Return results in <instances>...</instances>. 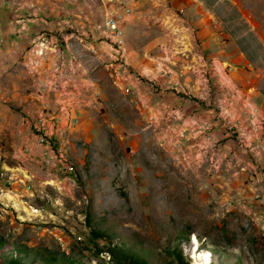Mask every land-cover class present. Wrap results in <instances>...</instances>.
<instances>
[{
  "label": "rangeland",
  "instance_id": "1",
  "mask_svg": "<svg viewBox=\"0 0 264 264\" xmlns=\"http://www.w3.org/2000/svg\"><path fill=\"white\" fill-rule=\"evenodd\" d=\"M22 1L15 0L18 20L36 19L20 13ZM46 3L58 16L46 17L39 32L15 27L29 32L27 46L14 63L2 59L3 69L18 71L34 94L31 122L41 114L59 116L60 126L67 112L83 118L63 135L37 139L47 148L29 156L30 178L0 187L1 264H16L14 256L22 264H264V0H137L123 22L141 27L130 38L135 51L158 40L151 55L163 74H201L203 63L216 61L226 75L202 96L217 107L226 135L216 140L202 127L195 144L173 146L135 124L121 76L108 52L100 55L94 26L103 0ZM0 46L6 50L3 36ZM133 51H126L131 77ZM83 81L96 87L79 89ZM92 95L97 106L89 109ZM247 97L245 121L235 125ZM11 140L0 138V163L22 165Z\"/></svg>",
  "mask_w": 264,
  "mask_h": 264
},
{
  "label": "crops",
  "instance_id": "2",
  "mask_svg": "<svg viewBox=\"0 0 264 264\" xmlns=\"http://www.w3.org/2000/svg\"><path fill=\"white\" fill-rule=\"evenodd\" d=\"M20 6V13H26L30 17L31 15H37L36 19L26 17V22L18 20L15 0H0V27L5 29L4 33L0 31V36L5 37L7 43L5 51L0 46V138L6 135L7 140L12 138L11 141H18L19 153H16V155L22 162V165H20L14 161L15 164L13 166L5 162L3 164L0 163V169L2 170L0 177H4V180L0 181V187L2 188L7 187L8 180L12 181L15 185V180H24L25 176L30 178L29 166H32L35 161L28 160L29 156L42 155L47 148L37 144V135H39V129L43 125L38 124V122H41L43 115H40L39 120L32 118L31 122L30 111L27 109L34 98V94L25 91L22 80L23 76L18 71H9V69L4 71L1 61L2 59H6L14 63V61L19 60L26 49L29 32L26 33L22 30L15 32V27L22 29L25 25L30 28V31L39 32L40 27L45 25L46 17H57L58 14L55 7L47 9L46 0H23ZM47 10L50 11L49 14ZM96 18L99 21L102 17L97 14ZM32 22H36L39 28H35ZM16 23H18L17 26L15 25ZM140 28L138 20L132 21L130 19L129 24L125 23L123 25L126 50L133 51L131 49H134V53L131 55V68L134 75L130 77L129 83L125 82L124 84L122 79H119L120 83L123 84L121 87L123 95L131 99L132 107L138 113L135 124L143 125L148 135H162L163 138H167L166 143L171 146L183 142H187L189 145L195 144L197 140L199 141L200 135H205L204 131L200 132L203 130L201 129L202 127L211 128V135L216 140L223 138V135H226V130L223 128L222 122L218 117L217 107H212L202 98L206 88L201 83V74L189 72L187 69L184 70L183 74L180 72L181 75L179 77L167 75L166 73L163 74L164 65L153 60L154 55H151V50L155 48L158 40L157 42H152L143 52L135 51L136 48L130 41L133 35L136 37L137 32H141ZM96 40L103 43L100 55L103 56L107 52L109 53V48L103 41V38L98 36ZM203 44L205 45V47L203 45V49L206 50L208 48L206 47L207 43L203 41ZM93 47L98 48L100 45H92ZM88 48H91V46H88ZM213 49L218 50L219 47L214 46ZM3 52H6V54ZM97 52L94 50V53ZM218 52L220 51L218 50ZM145 53L149 57H146L148 55H144ZM98 59L100 58L98 57ZM200 60L202 61V59ZM107 63H111V61L108 60ZM203 66L206 68V63H203ZM204 73H206V70ZM137 75H141L142 80L134 79ZM143 77H146V79ZM214 80L218 83L219 77L215 75L211 76L212 86L217 85L214 83ZM177 83H179V86L174 87ZM91 87L95 88L96 84L90 81H83L82 85L79 84V89L89 90ZM199 98H202L204 102ZM90 99L93 101L95 99V102L97 100L93 95L90 96ZM249 101L250 99L247 97V101H242L240 107L234 111L236 113L235 125L242 124L245 121L242 111L244 107L250 104ZM16 106L19 107V112L14 110ZM88 108L90 109V106ZM63 117L67 118L65 119L67 121L66 126H60V118L56 119V117H53L51 121H47L49 135H63V133L72 130L77 125L74 117H69L68 112L63 114ZM82 118L80 119L82 120ZM4 184L6 185L4 186Z\"/></svg>",
  "mask_w": 264,
  "mask_h": 264
},
{
  "label": "built area",
  "instance_id": "3",
  "mask_svg": "<svg viewBox=\"0 0 264 264\" xmlns=\"http://www.w3.org/2000/svg\"><path fill=\"white\" fill-rule=\"evenodd\" d=\"M137 7V0H103V4L99 5L96 10V14L100 15L102 18L100 22H97V25L94 26V30L103 38V41L106 43L109 48L108 57L116 72L121 76L122 81L128 82L130 79V69L129 63L127 62L126 57V46H125V33L122 27L125 19L132 15ZM220 66V65H219ZM221 69V67H220ZM218 68L216 61H211L210 63H206V73H201V83L205 85V87H209L211 83V76L220 74L219 82H224V76H222V72ZM171 73V72H169ZM62 82L69 84V81L66 79H62ZM225 83V82H224ZM179 86V83L176 84ZM223 87V85H221ZM77 91V90H76ZM59 95L63 97V93L59 89ZM93 103V104H92ZM97 102L91 101L86 106H96ZM44 110H47L44 108ZM252 111V110H250ZM257 113L250 112V121L253 126L257 125ZM48 116L42 122H38V124L44 125V133L39 134L38 141L40 142V138H45V135L49 133L48 128ZM56 119L59 117L56 116ZM77 120V122H76ZM74 121L78 123L80 120L74 118ZM263 122H259L260 131L263 130ZM202 132V131H200ZM202 136V135H200ZM213 169L218 170L221 166L219 158L214 160ZM30 187H28L29 189Z\"/></svg>",
  "mask_w": 264,
  "mask_h": 264
},
{
  "label": "bare ground",
  "instance_id": "4",
  "mask_svg": "<svg viewBox=\"0 0 264 264\" xmlns=\"http://www.w3.org/2000/svg\"><path fill=\"white\" fill-rule=\"evenodd\" d=\"M224 112V111H223ZM230 112V111H227V113ZM262 113V112H260ZM231 114V113H230ZM258 114V113H257ZM260 115V114H259ZM258 116V115H257ZM262 116V115H261ZM41 122L44 121V118H46L45 116L41 117ZM259 119V118H258ZM258 121V120H257ZM250 124V123H249ZM240 129V128H239ZM242 132V131H241ZM39 133H44V125H42V127H40L39 129ZM46 135H49L48 133ZM43 142L45 143L47 141L46 137L42 139Z\"/></svg>",
  "mask_w": 264,
  "mask_h": 264
},
{
  "label": "trees",
  "instance_id": "5",
  "mask_svg": "<svg viewBox=\"0 0 264 264\" xmlns=\"http://www.w3.org/2000/svg\"><path fill=\"white\" fill-rule=\"evenodd\" d=\"M20 252H21V251H20ZM11 260H12L14 263H16V264H17V263H18V264H22V263H20V261H22V258H20V259L18 258V259H17V257L14 256V257H12ZM0 264H1V262H0Z\"/></svg>",
  "mask_w": 264,
  "mask_h": 264
}]
</instances>
